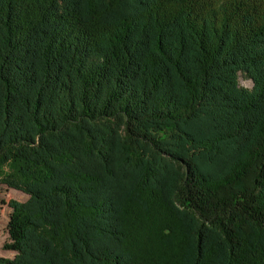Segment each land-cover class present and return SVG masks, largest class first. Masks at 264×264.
I'll return each mask as SVG.
<instances>
[{
  "label": "trees",
  "instance_id": "trees-1",
  "mask_svg": "<svg viewBox=\"0 0 264 264\" xmlns=\"http://www.w3.org/2000/svg\"><path fill=\"white\" fill-rule=\"evenodd\" d=\"M0 185V264H264V0H0Z\"/></svg>",
  "mask_w": 264,
  "mask_h": 264
},
{
  "label": "rangeland",
  "instance_id": "rangeland-1",
  "mask_svg": "<svg viewBox=\"0 0 264 264\" xmlns=\"http://www.w3.org/2000/svg\"><path fill=\"white\" fill-rule=\"evenodd\" d=\"M238 83L240 87L251 89L252 83L244 76L239 75ZM28 197L20 192L6 188L0 185V258H12L13 254L8 251H4L2 246L7 239L6 224L8 221V215L10 210L6 206V202L9 200L16 201L18 203L26 202Z\"/></svg>",
  "mask_w": 264,
  "mask_h": 264
}]
</instances>
